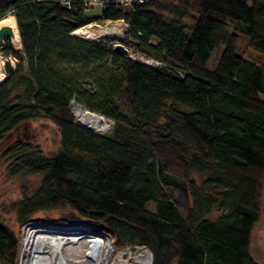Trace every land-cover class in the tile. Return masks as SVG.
<instances>
[{
  "label": "trees",
  "instance_id": "obj_1",
  "mask_svg": "<svg viewBox=\"0 0 264 264\" xmlns=\"http://www.w3.org/2000/svg\"><path fill=\"white\" fill-rule=\"evenodd\" d=\"M103 4L88 15L85 0H0L21 43L0 45L17 59L0 82V146L10 176L39 177L13 203L18 224L70 217L151 264H261L250 247L263 213L264 0ZM117 20L121 38L73 33ZM72 100L110 128L81 125ZM42 118L60 135L51 154L15 135ZM19 243L0 219V264H18Z\"/></svg>",
  "mask_w": 264,
  "mask_h": 264
},
{
  "label": "rangeland",
  "instance_id": "obj_2",
  "mask_svg": "<svg viewBox=\"0 0 264 264\" xmlns=\"http://www.w3.org/2000/svg\"><path fill=\"white\" fill-rule=\"evenodd\" d=\"M101 7H102L101 5H94V7H90L87 11L88 15H97L98 13H100ZM8 15H13V14H8ZM114 26L115 27L117 26L120 29V33L118 36L125 34L124 32L127 26H125L123 22L120 25H117L116 23H112L111 21L106 23L93 22L91 24H87V26H85L84 28L92 27L98 30V29H105ZM79 36L82 38L94 40V39H100L106 37L107 38L115 37L116 35L106 34L96 37H86V36L84 37L80 34ZM9 40H11V43L13 44L14 48L18 49L21 47L20 38L18 42H14L12 38ZM221 50H222V46H219L216 49H214V52L207 63L208 67H213L215 65L216 62L215 60L219 56ZM8 54L9 53L7 52L0 51V72H4L3 71L4 66L6 63H8L7 61H5L6 60L5 56H8ZM142 60L148 61L149 63L151 62L153 64H157V62H154L152 60L150 61L145 59ZM4 77H5V72L3 73L2 80H4ZM73 113L76 116L78 122L81 123V121L79 120L80 117L75 112ZM104 119H106L108 122L107 123L109 125L108 128H106L105 130H94V129L92 130L98 132L107 131L110 128L112 121L110 119H107L106 117ZM15 135H17L20 139H25L27 141L29 140V142H32V144H34L36 147H38L46 154L49 153L51 154L52 152L56 151L57 148L59 147L60 135L58 129L54 124L47 121V119L42 118L30 122L27 125L22 126ZM6 147H7L6 143L0 146V219L6 225L12 228V230L15 233H18L20 236L17 260H18V264H21L22 251L24 247L23 243L25 239L24 235L25 232L30 229V226H24L23 224L21 225L18 224L15 218L16 209L15 207H13V203L22 197L21 195L23 190H30L32 187H34L37 184L39 177L34 175L10 176L6 166L8 165L9 159L6 158L5 155H3L4 151L6 150ZM262 195H263V200H262L263 213H262V217L260 218V220L258 221L257 225L254 228L252 245L250 248L254 258H256V260H258L261 264H264V193ZM215 214H218V212L214 213V215ZM44 215H54V213L53 212H50L48 214L38 213L34 217L35 219H44L46 217ZM72 222L75 223V221ZM109 247L110 248L108 249L107 253L104 256V264H130L133 262H136L137 264H150L151 262V255L148 262H143L140 259L138 260L137 258L138 255L140 256L142 254L143 255L148 254L145 250H140V248H136V250H132L130 253L131 256H129L127 252H121L115 249L112 243Z\"/></svg>",
  "mask_w": 264,
  "mask_h": 264
},
{
  "label": "bare ground",
  "instance_id": "obj_3",
  "mask_svg": "<svg viewBox=\"0 0 264 264\" xmlns=\"http://www.w3.org/2000/svg\"><path fill=\"white\" fill-rule=\"evenodd\" d=\"M13 15H8L7 17L0 20V26L2 24H8L14 31V36L12 40L18 42L20 35L16 26V19ZM76 31V30H75ZM79 33L84 37H96L106 34L119 35V27H108L105 29H94L92 27L82 28ZM3 73L0 72V81L3 79ZM71 110L75 112L79 117L81 123L89 126L94 130H105L108 128V122L104 119V116L100 114L90 112L82 104L73 100L71 103ZM49 234V235H48ZM45 234L39 232L36 228H30L25 232L24 247L22 251V263L21 264H84V254L85 242H79L75 239L74 244H69L65 247L64 240H60L59 236L56 234ZM46 256V257H44ZM138 260L143 262H148L150 255H138ZM96 259H99L96 258ZM79 262V263H78ZM130 264H137L136 262Z\"/></svg>",
  "mask_w": 264,
  "mask_h": 264
},
{
  "label": "built area",
  "instance_id": "obj_4",
  "mask_svg": "<svg viewBox=\"0 0 264 264\" xmlns=\"http://www.w3.org/2000/svg\"><path fill=\"white\" fill-rule=\"evenodd\" d=\"M114 1L115 3L119 4L120 7H124V6L131 7L135 3H143L144 0H114ZM105 2H108V0H85V4L88 7H94V5L103 6L104 5L103 3ZM121 21L125 26H127V23H125L124 20ZM84 27L85 26L78 28L76 31H74L73 32L74 35L79 36L80 35L79 30ZM126 31L127 28L125 32ZM123 35H121L120 38L123 37ZM5 59H6L5 61L10 63L13 67L17 63V59L11 54L5 56ZM75 223L73 222L57 223L49 219H32L25 222L23 225L30 226V228L33 229L36 228L39 230V232H43L45 234L48 233L56 234L55 236H59L60 240H64L65 247L69 246V244H74L72 242H75V239L77 241L79 240V242L80 241L85 242L86 243L85 249L83 253H81L84 254V261L86 262L84 264H104V256L107 253L108 249L110 248L109 246L111 245V243L114 246V243L111 240L110 236L106 234L105 231L94 230L90 225H87V223H83V222H75ZM136 248L134 250H136ZM117 250L121 252H127L129 256H131L130 253L132 249L129 247L128 249L124 248ZM145 251L147 252L146 249ZM98 257L99 259H96Z\"/></svg>",
  "mask_w": 264,
  "mask_h": 264
},
{
  "label": "water",
  "instance_id": "obj_5",
  "mask_svg": "<svg viewBox=\"0 0 264 264\" xmlns=\"http://www.w3.org/2000/svg\"><path fill=\"white\" fill-rule=\"evenodd\" d=\"M111 22L112 23H116L117 25H120L122 23L121 20L111 21ZM13 36H14V31L11 28L10 25L2 24L0 26V45H2L5 42V39H11V38H13ZM115 37L116 38H120V36H115ZM113 45H114V50L117 51V53L120 52V53H123L125 55L129 53V49L123 43L117 41ZM145 62L149 63L148 61H145ZM69 110H71V105H70V109ZM71 111L73 112V110H71ZM101 116H103V115H101ZM80 124L92 130V128H90L89 126H87V125H85L83 123H80ZM62 218H64L67 222L75 221V219L70 218V217H68V218L67 217H62ZM147 252H148L149 255H151V261H152V253H150V251H148V250H147Z\"/></svg>",
  "mask_w": 264,
  "mask_h": 264
}]
</instances>
